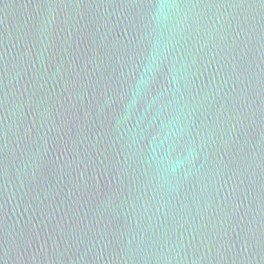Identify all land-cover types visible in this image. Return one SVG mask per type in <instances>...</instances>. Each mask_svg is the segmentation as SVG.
<instances>
[{
    "label": "water",
    "instance_id": "95a60500",
    "mask_svg": "<svg viewBox=\"0 0 264 264\" xmlns=\"http://www.w3.org/2000/svg\"><path fill=\"white\" fill-rule=\"evenodd\" d=\"M0 264H264V0H0Z\"/></svg>",
    "mask_w": 264,
    "mask_h": 264
}]
</instances>
